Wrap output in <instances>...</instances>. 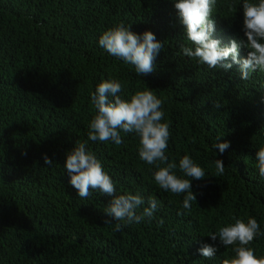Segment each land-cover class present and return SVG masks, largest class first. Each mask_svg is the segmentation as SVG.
Masks as SVG:
<instances>
[{"label": "trees", "instance_id": "obj_1", "mask_svg": "<svg viewBox=\"0 0 264 264\" xmlns=\"http://www.w3.org/2000/svg\"><path fill=\"white\" fill-rule=\"evenodd\" d=\"M175 2L0 0V264H223L238 244L224 247L209 233L249 217L264 233V177L256 167L264 147V71L244 80L239 63L224 71L178 55L181 44L193 45ZM243 2L216 0L212 38L222 47L246 39ZM120 22L164 44L153 73L139 76L99 46L100 35ZM249 50L241 47L238 60ZM110 79L120 81L126 100L146 88L162 100L161 122L170 125L165 155L176 175L183 176L184 155L205 171L201 180L189 178L196 195L190 210L183 209L184 193L155 183L158 169L139 158L135 133H121V145L88 139L96 114L90 94ZM218 136L230 142L222 154L212 147ZM77 142L95 153L117 194L144 197L138 211L149 198L160 201L151 222L119 232L103 223L112 197L93 191L81 199L65 169ZM217 159L225 166L220 176ZM204 244L218 248L213 258L200 255ZM246 247L264 257V234Z\"/></svg>", "mask_w": 264, "mask_h": 264}, {"label": "clouds", "instance_id": "obj_2", "mask_svg": "<svg viewBox=\"0 0 264 264\" xmlns=\"http://www.w3.org/2000/svg\"><path fill=\"white\" fill-rule=\"evenodd\" d=\"M216 0H177L174 7L178 11L180 22L185 26L187 39L193 46L180 45L177 53L184 57L195 58L201 64L212 69L228 71L233 64H240L241 78L248 80L257 70L264 71V0L251 2L244 0V36L239 41L233 39L229 46H221V42L212 38L215 22L210 17ZM230 9L232 5H229ZM131 25L125 26L120 22L116 26L104 31L98 44L113 57L120 58L125 64H131L139 76L151 74L155 71L154 61L164 47L151 31L137 34L130 30ZM241 47L250 49L247 57L238 60ZM230 58V61H229ZM122 85L119 80L102 81L96 86L95 92L90 94V103L96 114L89 124L88 139L92 142L111 141L115 145L123 143L121 133H135L140 138L139 158L149 165H155V183L164 191L174 194L184 193L183 209L190 210L196 195L191 190L189 178L201 180L205 177L204 169L189 155L179 160V170L183 176H177V164L168 161L165 150L170 137V125L161 122L164 118L162 100L152 90L146 88L137 91L130 100L123 98ZM120 94V95H118ZM220 107L219 104L215 105ZM213 148H218L222 154L230 147L229 141L220 142L216 138ZM44 163L48 166L53 161L45 155ZM259 175L264 177V147L256 152ZM165 165V166H161ZM217 176L223 175L225 166L220 159L215 160ZM65 169L70 176V184L78 190L81 199H88L93 191L111 196L112 199L105 208V225L114 224L113 231H122L131 224L144 223L147 218L151 222L154 213L160 206V201L149 198L147 207L138 211L144 205V197L137 194H117L116 187L110 176L104 171L102 163L95 153L88 150L86 143L77 142L74 149L66 154ZM187 177V178H184ZM91 189V191H90ZM185 213H178L182 215ZM261 232L260 225L255 218L247 221L236 219L234 224L219 228L218 232L209 233L213 242L219 237L224 247L237 245L234 248L235 258L225 259L223 264H264V257L257 258L251 247H246ZM202 257L211 259L218 248L204 244L199 250Z\"/></svg>", "mask_w": 264, "mask_h": 264}]
</instances>
